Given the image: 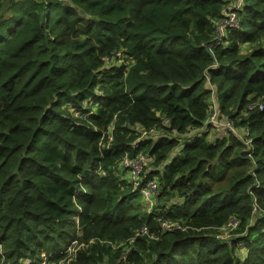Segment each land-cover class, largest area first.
Listing matches in <instances>:
<instances>
[{
	"label": "trees",
	"instance_id": "trees-1",
	"mask_svg": "<svg viewBox=\"0 0 264 264\" xmlns=\"http://www.w3.org/2000/svg\"><path fill=\"white\" fill-rule=\"evenodd\" d=\"M211 94L248 143L207 137ZM75 233L67 264H264V0H0V264Z\"/></svg>",
	"mask_w": 264,
	"mask_h": 264
},
{
	"label": "built area",
	"instance_id": "built-area-1",
	"mask_svg": "<svg viewBox=\"0 0 264 264\" xmlns=\"http://www.w3.org/2000/svg\"><path fill=\"white\" fill-rule=\"evenodd\" d=\"M228 22L229 24L236 25L234 13H230ZM254 106H258L259 108L262 107V105L259 104V99L257 102L251 104L249 107L252 108ZM205 123L212 124L215 127L222 128L226 131L232 132L234 135L238 136L244 142L246 143L249 142V138L247 137L248 129L239 128L235 126L234 122L231 119H229L226 115H223L221 113V110L218 108L213 97H210L208 100V112H207ZM146 163H147V158L142 153H138L134 157H129L126 155L118 162L115 170H116V175L119 178L126 179L130 183L131 188L136 189L138 191L141 197V201L146 206H148L149 208L148 210H150L151 207H153V205L156 202V194H155L156 183L154 180H147L143 182V179H141V173ZM101 173L103 174L104 172L101 171ZM236 222L237 220H235L234 218H230L225 224L222 225L221 229H223V231L225 229L231 230L234 227V224ZM162 226L166 228H171L173 226L178 227V224L175 222L164 221L162 222ZM145 233H147V228L144 226L140 228L135 233L134 236L145 234ZM133 239L134 237L128 239L127 242L130 244L133 241ZM77 243H78L77 238L74 237L65 246V251L69 254L68 255L69 259H71L74 256L76 250L80 248V246H78L75 249V246L77 245ZM51 259L52 258H51L50 253L43 254L42 257L36 261V264H50Z\"/></svg>",
	"mask_w": 264,
	"mask_h": 264
},
{
	"label": "rangeland",
	"instance_id": "rangeland-1",
	"mask_svg": "<svg viewBox=\"0 0 264 264\" xmlns=\"http://www.w3.org/2000/svg\"><path fill=\"white\" fill-rule=\"evenodd\" d=\"M227 14H228V16L230 15L229 12H227ZM227 22H228V19H227ZM221 27H222V25H219V27H218V30L219 31H220ZM246 49H247V47L244 46V50H246ZM114 59H115V62L116 63H121V62H126L127 61V59L125 57H123L122 55H117L116 57H114ZM210 97H212V96H209V98ZM162 130H163L162 128L151 129V132H152L151 134H154V132H161ZM223 132H226V130H224L222 128L214 127L213 129L212 128L210 129L207 137L210 138V140H212L215 136L220 135ZM110 141H111V134H108V139H107V145L108 146L110 145ZM146 166L147 165L144 166V169H143V171L141 173V179H145L143 174H144V170H145ZM153 178H154L153 180L156 183V188H155V194H156V193H158L160 191V189L157 186V180H156V178L155 177H153ZM141 203H142V208L144 209V211L147 212V210L149 209L148 206H146L143 202H141ZM73 221L77 224L76 226H78L77 220L75 218H73ZM166 221L167 222H175V223L179 224L178 221H171V220H166ZM235 225H236V223L234 224V226ZM224 231H225V233H224ZM224 231H223V229L219 228L218 229V233H217V237H223L224 235H227V232L229 230L228 229H225ZM75 234L77 236V233H75ZM231 235H233V230L229 232V236H231ZM79 240H80V238L77 237L78 243L75 246V249L78 246H80V247L84 246V243H79ZM112 245H113L114 248L115 247L118 248L120 246V244H115V243H113ZM122 246L124 248H128L129 243L127 242V240L123 242V245ZM52 252H54V251H52ZM59 253H61L60 256L57 259H54V260L51 259L50 264H67L70 261V259L68 257L69 254L65 251L64 244L61 247V250H59ZM43 254H47V253L43 250V251L39 252L38 257L41 258ZM36 261H37V259H36ZM28 264H31V263H28ZM34 264H36V262Z\"/></svg>",
	"mask_w": 264,
	"mask_h": 264
},
{
	"label": "clouds",
	"instance_id": "clouds-1",
	"mask_svg": "<svg viewBox=\"0 0 264 264\" xmlns=\"http://www.w3.org/2000/svg\"><path fill=\"white\" fill-rule=\"evenodd\" d=\"M207 80H208V78H207ZM207 83H208V85H210V83L207 81ZM211 86V85H210ZM211 96L213 97V99H214V101L216 102V104H217V106H218V108H219V104H218V101H217V98L215 97V95L214 94H211ZM208 100H209V98H208ZM220 109V108H219ZM221 113L223 114V115H226L225 113H223L222 111H221ZM227 116V115H226ZM228 117V116H227ZM229 118V117H228ZM229 119H231V118H229ZM206 120V119H205ZM232 120V119H231ZM233 121V120H232ZM207 124V123H206ZM236 126V125H235ZM215 126L214 125H212V129L214 128ZM238 127V126H237ZM240 128V127H239ZM151 129H154V128H151ZM108 134H110V133H108ZM143 154V153H142ZM147 158V157H146ZM154 178H151V179H149V180H153ZM144 180V179H143ZM147 181V180H146ZM159 193V192H158ZM158 193H156V196H157V194ZM139 194V193H138ZM140 195V194H139ZM156 203V202H155ZM154 206V205H153ZM152 208V207H151ZM75 219L77 220V222H78V218L77 217H75ZM76 228H78V227H76ZM74 237H76L77 238V236L75 235ZM73 237V238H74ZM51 254V258H52V251H50V252H48L47 254ZM40 259V258H39ZM53 259V258H52ZM38 260V259H37ZM28 263H30V262H28ZM27 263V264H28ZM32 263V262H31Z\"/></svg>",
	"mask_w": 264,
	"mask_h": 264
}]
</instances>
